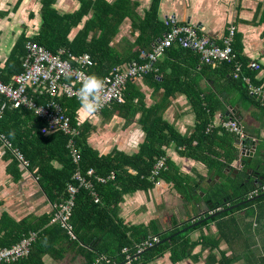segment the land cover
<instances>
[{"label":"crops","instance_id":"obj_1","mask_svg":"<svg viewBox=\"0 0 264 264\" xmlns=\"http://www.w3.org/2000/svg\"><path fill=\"white\" fill-rule=\"evenodd\" d=\"M17 1L0 0V11L7 13L5 17L0 18V67H2L17 38L21 34H25L30 38L38 32L40 27L39 2L37 0H21L20 4L16 5ZM114 1L108 0L109 3ZM136 1L138 7L135 8L134 13L138 18H142L144 11L149 8L152 0ZM14 5L16 6L15 10H13ZM78 7L79 4L76 0H56L54 4V8L59 14L73 13ZM90 16L91 14L86 16L80 24L71 29L68 36L69 40L82 29L84 22ZM157 19L159 24L164 25L167 30L178 24L193 25L198 29L200 36L217 44L226 35L227 27L233 25L235 32L232 44L235 39V43L241 48L242 55L250 62V67L256 71L254 81L259 83L258 85H264V0H159ZM136 24H139V22L130 18L123 20L117 26L116 34L109 40L107 46L99 44L98 47H95L96 52L103 58L118 57L124 59V61L130 56L138 55L143 61H134L140 64L145 63L144 55L151 52L154 43L165 32L158 36L153 35L147 46L142 47L138 45L139 31L133 27ZM97 37L98 35L91 29L85 41L87 44L95 46ZM27 41L32 40L28 39ZM107 52L109 53L108 56L103 54ZM113 59L116 60L112 58L111 62ZM95 65L92 60V65L88 68L91 74L95 72ZM157 65L161 66V84L163 83L168 87L170 85L168 77L174 73V75L181 74L179 82L180 85L185 84V87L171 85L169 87L170 95H168L164 90L166 87L163 88L159 84L155 85L150 79L144 77L136 78L128 81L129 84L124 87L126 92L132 96L135 95L129 103V107L123 108L112 104L109 108L97 113L95 117H88L81 112L80 106L77 109L76 123L77 125L88 124L90 126L87 144L99 156H112L116 153L126 155L137 153L145 138L139 120L141 110L145 111L159 105V103L166 104L161 117L176 132L184 136L193 133L197 119L188 95L191 90L187 85L192 84L196 91L208 93L212 83L210 82V75L204 71L203 66L208 65L211 69H214L218 65L211 66L203 63L198 55L179 44L172 45L159 57L155 64L156 73L159 71ZM160 71L159 73H161ZM220 86H224L222 89L223 97L218 96L222 110L216 112L211 126L218 127L221 120L231 118L229 115L232 114V118L239 123L244 137L249 138L255 145V148L252 146L250 148L252 157L257 153L264 156V117H261L255 106L242 103L238 91L235 89L230 90L228 85L225 86L224 83H221ZM249 94L252 95L250 92ZM253 98L261 105L264 103V101L256 100L254 96ZM59 99L56 100V103L61 114L64 115L58 103ZM123 102L124 99L119 104ZM45 103H47V100L41 104ZM130 109L133 110L130 111ZM222 112L225 115L224 117ZM33 116L36 117L34 114ZM40 121L43 123L42 131L46 135L52 134L44 131L46 124L43 120L40 119ZM209 129L210 124L206 131H209ZM236 146H238V158L220 173L185 155L184 147H180L179 150L175 144H171L166 149V158L168 157V160L173 162L179 173L186 176L185 182L190 183L188 188L192 196L185 199L184 195L175 191L170 182L159 180V184L150 189L138 190L123 195L121 201L117 204V217L126 226H140L141 224L147 226L152 221L163 231L174 226L180 227L187 221L191 222L190 225H192L201 220H207L216 211L222 210L217 209L213 212L212 204L206 198L216 182L225 179L226 176L230 178L240 176L244 183L248 182L247 184L255 183L258 185L257 182L263 181L261 176L264 175V169L263 173L260 171L258 173L250 163L247 167L244 161L249 162L248 159L252 158L251 155L244 157L240 152L239 145ZM216 150L221 151L219 147H216ZM5 154L6 152H3L0 148V249L9 248L16 244L17 236L23 232L22 230H29L33 227L43 230L50 224H57L50 221L45 224L44 221L50 217L54 209L59 210L62 201L66 199L62 191L58 195L55 190L48 194L38 178L31 172L21 174L19 179L14 180L9 169L11 161L4 158ZM218 161L221 162V159H218ZM260 163L264 164V158ZM52 164L55 170L60 169L56 161H53ZM130 173L134 172L130 170ZM253 173L258 174L256 179ZM110 174H113L115 179L113 171L102 177L106 178ZM68 183H73V181L70 179ZM252 191H249L248 195ZM260 197H264V195L255 196V198L249 197L250 199L240 202L238 205L228 206V208H232L224 211H230L238 206L241 208L217 222L208 223L201 229L190 232L189 237L192 240H197L201 234L207 237L217 236L216 223L221 224L223 222L227 225L228 231L232 232L234 239L231 240V235L228 234L230 240H228V243L220 242L219 251H224L228 257L233 255L235 260L232 264H261V261H264V200L262 201ZM248 202L255 203L246 205ZM196 220L197 222H195ZM190 225L189 227H191ZM62 229L66 232L68 238L59 240L58 235L53 232L50 233L47 240L42 242V248L45 252L40 254L41 264H86V256L83 251L86 248L73 243L68 232L64 228ZM29 232L34 231L29 230L27 233ZM83 235L89 236L87 232H83ZM237 239L242 241L238 242ZM192 252L193 254L202 253L197 261L185 259L176 264H205L206 250L202 251L200 246H196ZM215 254L218 258V253L215 252ZM168 256L169 254L166 253L149 264H172Z\"/></svg>","mask_w":264,"mask_h":264},{"label":"trees","instance_id":"obj_2","mask_svg":"<svg viewBox=\"0 0 264 264\" xmlns=\"http://www.w3.org/2000/svg\"><path fill=\"white\" fill-rule=\"evenodd\" d=\"M37 1L40 4L38 11L40 27L34 36L29 38L25 34H21L15 41L2 67H0V81L4 84H8L12 76L21 72V61L25 52L24 44L28 39L51 52L63 48L73 55L88 53L96 64L94 66V74L103 78L117 66L134 60L143 61L138 55L130 56L125 61L118 57L103 58L95 50V47H98L99 44L107 46L109 40L116 34L117 26L123 20L130 18L139 22L133 27L139 31L138 45L142 47L147 46L153 35L158 36L167 31L164 28L165 26L161 23L159 24L157 19L159 0L151 1L142 18H138L134 13L135 8L138 7L136 0H115L112 3H109L108 0H76L79 4L78 9L73 13L66 14H59L54 8L56 0ZM20 2L21 0H18L16 5H19ZM15 9L16 6L14 5L13 10ZM90 14L91 16L84 22L82 29L69 40L68 36L71 29L80 24ZM6 15L7 13L0 11V18ZM91 29L98 35L95 40L97 42L95 46L87 44L85 41ZM232 50L235 54V61L240 64L241 75L249 77L252 83L258 85L259 83L254 81V73L256 71L250 67V62L242 55L241 48L235 43V39L232 44ZM103 54L109 55L108 52ZM112 58L116 60L113 59L111 62ZM234 64L233 60L229 63L222 62L214 69H211L208 65L203 66L204 71L210 75V82L212 83L208 93L196 91L192 84L187 85L191 90L188 95L197 119L193 133L188 136L179 134L162 119L161 116L166 104L159 103V105L145 111L140 109L139 120L145 133V138L139 151L132 155L116 153L112 156H99L87 144L90 126L88 124L77 125L76 123V111L80 106L79 102L72 98H60L58 100L62 113L70 119V125L79 130V135L75 138V144L80 151V170L83 172L82 174L84 175V172L88 169H92L94 174L98 176H105L110 171L115 173V179L112 182L99 183L93 181V190L98 197V202H94V198L85 189H80L75 197V203L69 218L71 232L75 237V239L71 238V241L86 248V252L83 250L86 256V264H91L98 255H104L114 264H120L124 261L126 254L132 258L130 264H149L166 253L169 254V261L172 264L179 263L185 259L197 261L202 253L193 254L192 251L196 246H200L202 251L206 250L205 264H232L234 262L235 258L233 255L228 257L224 251H219L218 249L220 242L228 243V240H230L228 234L231 235V240L234 239L232 232L228 231L227 225L223 222L221 224L219 222L216 223L217 236L207 237L201 234L197 240H192L189 237V233L201 229L208 223L217 222L241 208L238 206L230 211H224L228 206L238 205L247 199L255 198V196L250 197L248 193L264 184V175L261 176L263 181L257 182L258 185L255 183H244L240 176L221 178V181L216 182L211 187V192L206 195V198L210 200L213 212L217 209H222L223 212L216 211L219 212L216 216L212 215L207 220H201L200 223L191 227H189L191 222L187 221L180 227L174 226L169 230L163 231L152 221L147 226L142 224L140 226H126L117 217V204L121 201L123 195L131 194L138 190H147L156 185L150 179V171L161 157L164 159V167L157 176L158 180L170 182L175 191L184 195L185 199L192 196L188 188L190 183L185 182L186 176L179 173L173 162L169 161L168 157L166 158V149L171 144H175L179 150L180 147H184L185 155L202 162L206 167L208 166L210 169H214L215 172L219 171L220 173L238 158L237 144L241 153L243 152L242 148L247 149V152H250L251 146L255 148L254 143L249 138H245L240 145L237 137L228 133L221 126V122L229 118L221 120L218 127L211 126L216 112L222 110L221 102L218 100V96L223 97L222 89L224 86H220L221 83H224L225 86L228 85L230 90L235 89L238 91L241 102L255 106L259 110L261 117H264V103L261 105L254 100L240 75H233ZM157 68L160 71L161 66L157 65ZM159 71L158 73H147L142 77L150 79L155 85L159 84V86L165 88V84L160 82L162 72L160 71L161 73H159ZM88 73L91 74L90 70H88ZM180 78L181 74L174 75V73L168 77L170 85L164 89L166 94L170 95L169 87L171 85L185 87V84L180 85ZM127 82L125 85L129 84ZM134 97L135 95L132 96L124 88V102L121 104L114 103L113 106L116 104L119 107L127 108ZM36 100L37 103L41 104L47 98L42 96L37 97ZM222 116H225L223 112ZM231 119L235 120L234 118ZM209 124L210 129L206 131ZM42 129V121L34 117L30 111L11 109L8 105L4 108L0 119V134L28 160L29 172L38 178L43 189L48 194L55 190L58 195L61 191L64 193L65 185L70 182L75 165L66 149L67 137L60 132L46 135ZM216 147H219L221 151H217ZM4 158L11 161L9 169L14 180L19 179L21 172L18 169L16 160L8 152H6ZM263 158L264 156L259 153L254 154L251 158L250 164L258 173L259 171L263 173L264 164L260 163ZM218 159H221L222 163ZM53 161L59 164V170L54 169ZM244 162L247 167L250 165L246 161ZM130 170L134 173H130ZM263 194L264 192L259 193L257 196ZM260 199L263 201L264 197H260ZM255 202L245 204L251 205ZM50 217L44 221L45 224L49 223ZM183 228H186L184 232L178 233L169 241L161 243V241ZM26 230H22L21 235L17 236L16 243L29 230L37 232V237L32 244L28 257L13 262L14 264L22 262L26 264H41L40 254L45 252L42 248V242L47 240L50 233L55 232L59 240L68 238L66 232L58 224H50L43 230L35 227L28 231ZM83 232H87L89 236H84ZM148 236L157 237L158 243L136 255V245L140 244ZM237 240L238 242L242 241L241 239ZM124 248L127 249L126 254L122 253ZM215 252L218 253V258ZM263 262L261 261V264Z\"/></svg>","mask_w":264,"mask_h":264},{"label":"built area","instance_id":"obj_3","mask_svg":"<svg viewBox=\"0 0 264 264\" xmlns=\"http://www.w3.org/2000/svg\"><path fill=\"white\" fill-rule=\"evenodd\" d=\"M234 32L235 27L233 25L228 26L226 35L217 44L209 42L200 36L198 29L193 25H173L154 43L151 52L144 55L145 63L140 64L131 61L125 66L113 68L108 75L101 78L105 87L103 101L98 113L105 108H109L114 103L123 101V90L127 81L141 78L147 73H156V61L174 44H179L189 49L198 55L203 63L211 66L219 65L222 62L229 63L234 60L233 75H240L248 91L256 100L263 102L264 85H254L248 77L242 76L240 64L235 61V54L232 50ZM24 51L21 61V72L12 76L8 84L0 81V119L7 105L11 109H25L31 111L37 118L45 122V132H60L67 136L66 149L75 165L71 178L73 183L66 185L64 190L66 199L62 201L59 210L54 209L50 222L59 224L74 239L69 218L78 191L80 189L89 191L94 201L97 202L98 199L93 190V181L105 183L114 179L113 174L106 178L95 175L92 169H88L84 172V175L82 174L83 172L80 170V151L75 145L78 130L70 125L68 117L61 114L56 103V100L62 97L73 98L79 102L78 90L81 86V80L78 77L80 73L88 74L87 70L92 65V60L86 53L73 55L63 48L51 52L33 41L25 43ZM42 96L47 98V103L39 104L35 101L37 97ZM221 126L226 131L233 133L240 145L245 140L241 127L236 120H224L221 122ZM0 148L3 152H8L16 160L21 174L29 173L28 160L1 134ZM242 149L247 152V149ZM163 167L164 159L160 158L150 171V179L156 185L159 184L157 176L163 170ZM262 192H264V184L253 190L249 196H257ZM36 237L37 232H29L11 247L0 249V264H9L28 257ZM156 243H158L157 237L148 236L140 244L136 245V255L153 247ZM126 252L127 249L124 248L122 253L126 254ZM131 261V256L126 254L124 261L120 264H130ZM91 264L114 263L104 255H98Z\"/></svg>","mask_w":264,"mask_h":264},{"label":"clouds","instance_id":"obj_4","mask_svg":"<svg viewBox=\"0 0 264 264\" xmlns=\"http://www.w3.org/2000/svg\"><path fill=\"white\" fill-rule=\"evenodd\" d=\"M78 78L81 80V86L78 90L80 111L88 117H95L103 101L104 81L94 73H80Z\"/></svg>","mask_w":264,"mask_h":264},{"label":"water","instance_id":"obj_5","mask_svg":"<svg viewBox=\"0 0 264 264\" xmlns=\"http://www.w3.org/2000/svg\"><path fill=\"white\" fill-rule=\"evenodd\" d=\"M231 118L233 117V115L232 114H230L229 115ZM247 153V154H244V153ZM243 152H242V154L243 155H251L250 157H252V153H250V152H245L244 150H243ZM250 161H251V158L249 159V162H247V163H250ZM253 176L255 177V179L258 177V174L257 173H253ZM264 195V194H263ZM232 208V207H231ZM231 208H226V209H224V210H229V209H231ZM222 210H220L219 212H221ZM219 212H216L214 215H217ZM201 221H199L198 223H200ZM195 224H197V223H195ZM195 224H192V225H190V226H193V225H195ZM187 228V227H186ZM186 228H183V229H181L180 231H178L177 233H175V234H173V235H170L169 237H167L166 239H164L163 241H161V243H164V242H167V241H169L172 237H174V236H176L178 233H182V232H184L185 230H186Z\"/></svg>","mask_w":264,"mask_h":264},{"label":"rangeland","instance_id":"obj_6","mask_svg":"<svg viewBox=\"0 0 264 264\" xmlns=\"http://www.w3.org/2000/svg\"><path fill=\"white\" fill-rule=\"evenodd\" d=\"M264 239V238H263ZM263 242H264V240H263Z\"/></svg>","mask_w":264,"mask_h":264}]
</instances>
